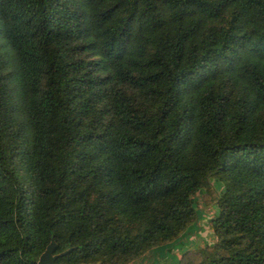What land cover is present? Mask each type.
<instances>
[{"label":"trees","instance_id":"trees-1","mask_svg":"<svg viewBox=\"0 0 264 264\" xmlns=\"http://www.w3.org/2000/svg\"><path fill=\"white\" fill-rule=\"evenodd\" d=\"M203 208L178 264H264V0H0V264H150Z\"/></svg>","mask_w":264,"mask_h":264},{"label":"rangeland","instance_id":"rangeland-1","mask_svg":"<svg viewBox=\"0 0 264 264\" xmlns=\"http://www.w3.org/2000/svg\"><path fill=\"white\" fill-rule=\"evenodd\" d=\"M203 232H204V235H202V237H200L199 239H201L200 240L202 242V243L200 242L201 245L203 243H205V245L203 244L202 246H199V245L195 246V249L204 247L208 245L209 243H213L216 241L215 238H213L210 229L205 227V230H203ZM203 238H204V241H202ZM179 250L180 252H176L174 253V255L168 254V252L172 253L171 249L163 248V249L157 250L152 255H150L151 261H148V262H150V264H178L181 254L183 255L182 252H184L183 250L181 251V249Z\"/></svg>","mask_w":264,"mask_h":264},{"label":"crops","instance_id":"crops-1","mask_svg":"<svg viewBox=\"0 0 264 264\" xmlns=\"http://www.w3.org/2000/svg\"><path fill=\"white\" fill-rule=\"evenodd\" d=\"M209 209L210 208H203V210L201 211L199 222L197 223V226L195 227L197 233L192 234L190 237H188L186 240L179 243L178 245L165 248V249H171L172 253L168 252V254L174 255V253L180 252L179 249H181V251L183 250L184 252H186L188 250L195 249V246H198V245L202 246L203 244L205 245V243H203L201 245L202 242L200 241L201 239H199V238L202 237V235H204L203 230H205V227L208 228V223L206 222V220L208 219V210ZM211 234L214 238V235L212 232H211ZM202 241H204V238L202 239ZM187 248H189V249H187ZM184 252H182V253H184ZM181 256H182V254H181Z\"/></svg>","mask_w":264,"mask_h":264},{"label":"water","instance_id":"water-1","mask_svg":"<svg viewBox=\"0 0 264 264\" xmlns=\"http://www.w3.org/2000/svg\"><path fill=\"white\" fill-rule=\"evenodd\" d=\"M56 249H57V245L52 237L51 242L39 257L37 264H56L57 259L66 256L71 251V249H69L68 251H65L63 253L54 254ZM135 264H140V263H135Z\"/></svg>","mask_w":264,"mask_h":264},{"label":"built area","instance_id":"built-area-1","mask_svg":"<svg viewBox=\"0 0 264 264\" xmlns=\"http://www.w3.org/2000/svg\"><path fill=\"white\" fill-rule=\"evenodd\" d=\"M215 210L216 209H214V208H210L208 210V219L206 220L207 223H209V221L216 215V211ZM208 229H209V227H208Z\"/></svg>","mask_w":264,"mask_h":264}]
</instances>
